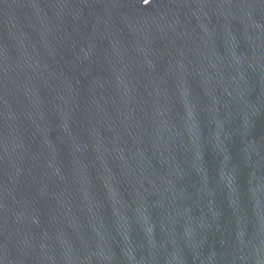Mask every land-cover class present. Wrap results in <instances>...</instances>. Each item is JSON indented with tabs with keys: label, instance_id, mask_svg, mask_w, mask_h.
<instances>
[{
	"label": "water",
	"instance_id": "water-1",
	"mask_svg": "<svg viewBox=\"0 0 264 264\" xmlns=\"http://www.w3.org/2000/svg\"><path fill=\"white\" fill-rule=\"evenodd\" d=\"M0 264H264V0H0Z\"/></svg>",
	"mask_w": 264,
	"mask_h": 264
}]
</instances>
